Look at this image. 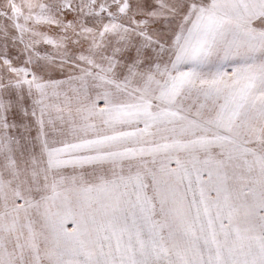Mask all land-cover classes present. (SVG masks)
Returning a JSON list of instances; mask_svg holds the SVG:
<instances>
[{
	"label": "snow or ice",
	"instance_id": "snow-or-ice-1",
	"mask_svg": "<svg viewBox=\"0 0 264 264\" xmlns=\"http://www.w3.org/2000/svg\"><path fill=\"white\" fill-rule=\"evenodd\" d=\"M0 264H264V0H0Z\"/></svg>",
	"mask_w": 264,
	"mask_h": 264
}]
</instances>
